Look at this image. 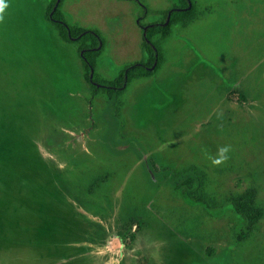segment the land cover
Wrapping results in <instances>:
<instances>
[{
    "label": "rangeland",
    "instance_id": "1",
    "mask_svg": "<svg viewBox=\"0 0 264 264\" xmlns=\"http://www.w3.org/2000/svg\"><path fill=\"white\" fill-rule=\"evenodd\" d=\"M6 2L0 264H264V0H192L156 69L143 32L178 0ZM250 193L255 225L231 206Z\"/></svg>",
    "mask_w": 264,
    "mask_h": 264
},
{
    "label": "trees",
    "instance_id": "2",
    "mask_svg": "<svg viewBox=\"0 0 264 264\" xmlns=\"http://www.w3.org/2000/svg\"><path fill=\"white\" fill-rule=\"evenodd\" d=\"M133 1H136V0H133ZM178 1L180 2V8L188 9L186 12H184V11H182V12L173 11L168 20H165L166 18L163 19V23H164V21H167V25H159V26L153 25V26L147 28L143 32V37L146 38L145 42H143V50L145 49L144 51H145L146 57L149 55L151 59L153 58V64L155 63V65H156L154 67V69H156L159 66V63L161 61L160 48L158 47L159 46L158 43L160 40L157 37V34H154V32L157 30L160 32H163V31L167 30L169 27H171L172 25L177 24L178 22H180L184 19H188V16L190 18H192V13L194 10L192 0H178ZM56 4L58 5L57 10H60L62 0H60V2H59V0H51L50 5H49V9L47 10V13H45V15H44V20H46L47 22L50 21L47 14L50 11V9ZM56 13H58V12H56ZM53 18L55 20V25H54L55 32L57 33L58 38L62 42L68 44V43L72 42L73 38H75L78 41V43H80V46L82 45V43L87 44L88 46H90V43H92L93 49L99 48L100 41L98 40L95 33L94 34L93 33H86L83 36L84 31H76L77 32L76 36L72 37L70 35V31L67 30L66 27L64 25H62L61 22L59 21L60 20L59 17L57 15H53ZM88 38H90L91 40ZM87 49H90V47H88ZM86 63L87 62L82 61V66L84 68L83 70L85 73V77L89 78L90 71L92 69L91 67L93 65L91 63H89V65H87ZM152 72H153V70L149 71L147 68H144L141 65L134 66V67H131L130 69L127 70L126 80L128 78H131L132 76L138 75V73H142L144 76V75H150ZM122 84H124V81ZM251 196H253L252 193H250V195H248V197L240 199L238 203L233 204L231 206L233 207L235 213H237L244 221L250 223L251 225H255L258 222V220L260 219L261 213L255 206H253V201H252L253 199Z\"/></svg>",
    "mask_w": 264,
    "mask_h": 264
},
{
    "label": "clouds",
    "instance_id": "3",
    "mask_svg": "<svg viewBox=\"0 0 264 264\" xmlns=\"http://www.w3.org/2000/svg\"><path fill=\"white\" fill-rule=\"evenodd\" d=\"M9 7L6 0H0V22L4 21L5 10ZM231 152V147L229 145L220 146L214 157H211V165L213 167H220L228 162L230 159L229 153Z\"/></svg>",
    "mask_w": 264,
    "mask_h": 264
}]
</instances>
